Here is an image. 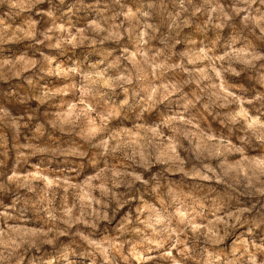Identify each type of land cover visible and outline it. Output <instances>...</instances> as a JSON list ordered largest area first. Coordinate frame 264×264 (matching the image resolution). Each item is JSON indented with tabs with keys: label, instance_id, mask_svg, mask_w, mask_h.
Returning <instances> with one entry per match:
<instances>
[{
	"label": "clouds",
	"instance_id": "obj_1",
	"mask_svg": "<svg viewBox=\"0 0 264 264\" xmlns=\"http://www.w3.org/2000/svg\"><path fill=\"white\" fill-rule=\"evenodd\" d=\"M0 264H264V0H0Z\"/></svg>",
	"mask_w": 264,
	"mask_h": 264
},
{
	"label": "rangeland",
	"instance_id": "obj_2",
	"mask_svg": "<svg viewBox=\"0 0 264 264\" xmlns=\"http://www.w3.org/2000/svg\"><path fill=\"white\" fill-rule=\"evenodd\" d=\"M0 99H3V97H0Z\"/></svg>",
	"mask_w": 264,
	"mask_h": 264
}]
</instances>
